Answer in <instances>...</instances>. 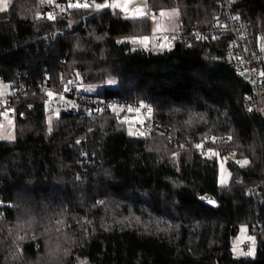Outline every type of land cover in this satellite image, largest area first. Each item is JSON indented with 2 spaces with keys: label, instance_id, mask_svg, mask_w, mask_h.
<instances>
[{
  "label": "trees",
  "instance_id": "16d2710c",
  "mask_svg": "<svg viewBox=\"0 0 264 264\" xmlns=\"http://www.w3.org/2000/svg\"><path fill=\"white\" fill-rule=\"evenodd\" d=\"M233 3L264 40V0ZM49 4L10 0L0 16V80L45 86L10 96L14 136L0 140V264H264V120L246 112L250 89L227 39L175 36L169 50L140 51L132 37L150 35L149 14L69 2L55 15ZM147 7L177 10L176 29L218 17L216 0ZM77 83L102 86L80 93L149 105L152 122L176 140L152 125L129 134L123 116L132 112L119 109L51 117L45 96ZM209 149L248 163L230 158V181L218 184ZM205 193L216 209L200 203ZM241 226L259 227L255 252L234 258Z\"/></svg>",
  "mask_w": 264,
  "mask_h": 264
},
{
  "label": "built area",
  "instance_id": "2783aa9c",
  "mask_svg": "<svg viewBox=\"0 0 264 264\" xmlns=\"http://www.w3.org/2000/svg\"><path fill=\"white\" fill-rule=\"evenodd\" d=\"M218 8V17L206 26H196L192 24L190 30L178 28L173 32H165L168 40L177 36L181 38L185 35L193 37L198 41L214 38H226L231 50L233 67L238 76L246 79L250 92L245 96L243 102L246 112L256 110L264 120V40L255 37L251 23L241 17L235 11L233 0H216ZM89 3V0H50L49 10L57 14L65 9L66 3ZM114 4L116 0H109ZM141 36H134L132 40L138 42L136 48L140 51H147V48L141 43ZM247 75V77H245ZM45 86L37 88L32 84L16 83L14 86L13 97L21 99L29 94H35L36 91L44 89ZM57 98L58 102H54ZM46 101L59 105L61 109H66L65 101L72 103V113L80 117H87L95 112H105L112 109H119L125 113L139 112L143 121L139 125L141 132L147 130L151 125L154 129H160L169 139L176 140L172 133L163 128L161 124L152 122V109L145 103H124L117 99L105 98L97 94H84L77 90L67 87L64 90L45 96ZM6 105L11 107L14 112L15 104L11 97H8ZM6 105L0 102V115L6 109ZM142 134V133H140ZM181 147H185V142H180ZM9 206L10 203L7 202ZM259 227L253 226L250 229L251 234H255ZM246 246V245H244Z\"/></svg>",
  "mask_w": 264,
  "mask_h": 264
},
{
  "label": "rangeland",
  "instance_id": "374dc122",
  "mask_svg": "<svg viewBox=\"0 0 264 264\" xmlns=\"http://www.w3.org/2000/svg\"><path fill=\"white\" fill-rule=\"evenodd\" d=\"M5 0H0V6H3ZM10 0H7V8ZM74 6H90L99 7L101 9L119 10L124 17H139L149 14L150 19V35L141 39V43L145 48H151V50L166 49L169 50L173 47L176 39L168 40L165 32H173L179 25L178 12L175 9H163V10H148L147 0H116L114 4L103 0L102 2H96L95 0H89V3L74 4ZM6 8V10H7ZM4 11H0V16ZM259 41V39H258ZM264 42V41H263ZM116 84L115 79H110L107 86H114ZM76 89L79 92L95 93L102 89V86H90L80 83L76 84ZM14 92V88L10 83L0 80V102L6 105L8 97ZM51 117L56 116L60 107L57 104H52ZM123 121L126 124L127 132L132 135H136L142 123V116L139 112H132L123 116ZM14 112L11 107L6 105V109L0 115V140L12 139L14 136ZM205 155L215 158L217 162V182L218 184H228L231 178L230 169L228 167V161L230 158L235 164L242 166L245 160H236L233 154H223L217 150L209 149L205 152ZM246 245V248L244 247ZM256 238L253 234H250L247 226H241L232 240V251L234 255H253L255 252Z\"/></svg>",
  "mask_w": 264,
  "mask_h": 264
},
{
  "label": "water",
  "instance_id": "95a60500",
  "mask_svg": "<svg viewBox=\"0 0 264 264\" xmlns=\"http://www.w3.org/2000/svg\"><path fill=\"white\" fill-rule=\"evenodd\" d=\"M228 61H230L229 58H228ZM245 77H247V75H245ZM54 102H58V99L55 98ZM65 105H66L67 112L72 113V103L65 101ZM199 201L201 204H203L204 206H206L210 209H216L219 205V202L217 201V199L208 193H205L202 196H200ZM234 258H237V257L234 255Z\"/></svg>",
  "mask_w": 264,
  "mask_h": 264
},
{
  "label": "snow or ice",
  "instance_id": "6c2138e0",
  "mask_svg": "<svg viewBox=\"0 0 264 264\" xmlns=\"http://www.w3.org/2000/svg\"><path fill=\"white\" fill-rule=\"evenodd\" d=\"M7 8V0H5V3L3 4V6H0V11H4ZM244 164H247L248 161H243Z\"/></svg>",
  "mask_w": 264,
  "mask_h": 264
}]
</instances>
